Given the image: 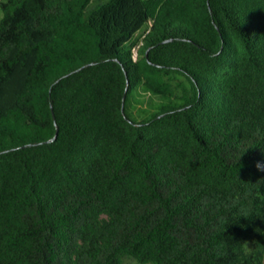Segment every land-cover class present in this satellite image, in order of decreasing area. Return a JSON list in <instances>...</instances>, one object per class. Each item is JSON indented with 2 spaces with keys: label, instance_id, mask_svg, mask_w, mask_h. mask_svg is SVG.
I'll return each mask as SVG.
<instances>
[{
  "label": "trees",
  "instance_id": "obj_1",
  "mask_svg": "<svg viewBox=\"0 0 264 264\" xmlns=\"http://www.w3.org/2000/svg\"><path fill=\"white\" fill-rule=\"evenodd\" d=\"M0 11V264H264V0Z\"/></svg>",
  "mask_w": 264,
  "mask_h": 264
},
{
  "label": "rangeland",
  "instance_id": "obj_2",
  "mask_svg": "<svg viewBox=\"0 0 264 264\" xmlns=\"http://www.w3.org/2000/svg\"><path fill=\"white\" fill-rule=\"evenodd\" d=\"M0 16H1V11H0ZM140 38H141V33L135 35L133 37V45L131 46V49L134 53H136L137 47L140 44ZM128 47V44L124 46V49ZM146 99V97H144ZM140 118V117H139ZM125 264H140L138 262H136L134 259L132 258H126V263Z\"/></svg>",
  "mask_w": 264,
  "mask_h": 264
},
{
  "label": "water",
  "instance_id": "obj_3",
  "mask_svg": "<svg viewBox=\"0 0 264 264\" xmlns=\"http://www.w3.org/2000/svg\"><path fill=\"white\" fill-rule=\"evenodd\" d=\"M93 63H94V62L84 64V65L81 66L79 69L84 68V67H86V66H88V65H90V64H93ZM68 74H70V73H68ZM125 96H126V94H124V98H125ZM57 133H58V130L56 131V133H55V135H54L53 137H51V138H49V139H47V140H43V141H41L40 143H48V142H51V141L55 140L56 137H57ZM24 146H25V145H20V146H17V147L11 148V149H18V148H21V147H24ZM8 150H9V149H8Z\"/></svg>",
  "mask_w": 264,
  "mask_h": 264
},
{
  "label": "clouds",
  "instance_id": "obj_4",
  "mask_svg": "<svg viewBox=\"0 0 264 264\" xmlns=\"http://www.w3.org/2000/svg\"><path fill=\"white\" fill-rule=\"evenodd\" d=\"M256 167H257L258 170H260V171H264V163H260V162H258V163L256 164Z\"/></svg>",
  "mask_w": 264,
  "mask_h": 264
}]
</instances>
